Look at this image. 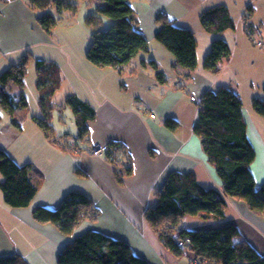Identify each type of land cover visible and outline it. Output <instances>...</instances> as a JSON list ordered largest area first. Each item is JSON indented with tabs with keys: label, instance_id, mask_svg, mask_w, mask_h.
Masks as SVG:
<instances>
[{
	"label": "crops",
	"instance_id": "1",
	"mask_svg": "<svg viewBox=\"0 0 264 264\" xmlns=\"http://www.w3.org/2000/svg\"><path fill=\"white\" fill-rule=\"evenodd\" d=\"M130 2L136 13L137 28L147 37L150 48L117 69L97 67L86 57L90 28L87 24L84 26L83 21L97 12L104 0L80 1L76 15L81 13L82 22L78 21L80 25L76 31L57 27L55 37L39 25L38 13L28 0H0V74L26 54L30 55L28 70L34 74L33 80L26 76L22 89L12 84L14 91L18 86L17 93L24 92L33 107L28 106L31 109L28 113L24 112L26 109H19L20 113L16 111L4 121L1 117L0 131L4 136L0 138V147L17 162L31 163L34 179L39 183V189L27 207L8 206L0 188V256L17 252L29 264H58V255L68 242L80 234L97 230L127 241L149 264H190L193 255L186 253L177 257L168 250L149 225L145 212L156 201L155 191L161 189L167 174L173 170L194 172L205 187L223 191L222 181L193 129L198 117L197 101L209 89L229 86L242 97L248 138L256 151L251 170L258 186L264 182V133L256 122L253 107L251 112L236 82L238 69L232 67L239 48L249 44L245 20L247 8L252 6L249 21L261 29L258 24L264 20L263 2ZM220 4L228 7L236 26L216 34L204 28L200 15ZM166 19L194 31L197 39L194 70L179 66L172 52L157 40L156 34ZM103 22L110 24L111 19L104 16ZM73 33L78 40L77 48L72 42ZM216 37L229 43L232 55L217 70H209L204 67V59ZM37 59L53 61L61 68L62 84L52 97L55 108L60 105L56 96L66 89L65 97L74 94L95 110V118L87 122L88 135L82 138L78 134L72 136L75 129L68 127L64 115L63 118L56 114L52 117L54 134L73 145L72 149H64L60 143L48 138L34 119V116H44L37 84ZM152 61L157 68L152 66ZM75 117L72 125L76 123ZM167 117L177 119L179 126L174 130L168 128L165 125ZM13 119H18L21 127H17ZM111 141L125 144L132 156L134 171L124 177L123 184L117 181L115 166L104 154L97 156L91 152L95 145L105 147ZM72 191H81L93 199L99 209L96 219H84L71 234L62 233L55 224L34 219L36 207L55 209ZM223 222L234 223L241 235L264 256V209L254 211L246 202L229 197L225 219L219 222L201 219L200 228Z\"/></svg>",
	"mask_w": 264,
	"mask_h": 264
},
{
	"label": "trees",
	"instance_id": "2",
	"mask_svg": "<svg viewBox=\"0 0 264 264\" xmlns=\"http://www.w3.org/2000/svg\"><path fill=\"white\" fill-rule=\"evenodd\" d=\"M37 11V20L42 29L52 34L59 18L50 12L55 6L60 13L77 14L79 2L84 0H28ZM245 14L246 30L253 32L249 5ZM111 19L110 26L102 28L103 17ZM204 28L216 34L234 29L236 23L226 5H215L200 15ZM90 28V45L86 57L97 67L121 68L139 52L148 51L149 41L138 28L136 13L130 0H104L95 14L86 18ZM156 38L175 56L177 64L188 71L197 66V39L194 31L176 25L173 20H164ZM232 48L222 37H216L211 50L204 59V67L217 70L219 65L230 58ZM30 55L26 54L0 74V106L10 115L29 106L23 91L17 93L12 84L25 85ZM37 84L40 91L42 117L34 116L45 135L53 141L62 140L54 134L51 124L55 111H62L68 104L74 111L80 138L88 135L87 122L95 118V110L76 95H69L57 108L52 99L63 80L60 66L53 61L37 59ZM152 66L157 68L154 61ZM158 73V76H160ZM256 112L264 117V97L253 98ZM198 117L194 132L201 138L203 148L216 173L222 181L223 191L202 185L194 172L170 171L161 189L155 191L156 201L150 204L145 217L165 247L177 257L191 253L194 259L209 264H264V256L241 235L237 226L223 222L210 228H188L182 221L188 215L200 216L205 221L219 222L226 217L228 198L246 202L250 209H264V182L257 185L251 164L256 151L247 134L248 122L244 114L240 94L229 86L209 89L197 101ZM63 114L57 116L63 118ZM1 119V116H0ZM12 122L21 127L18 119ZM179 121L167 117L165 125L176 129ZM64 149L73 145L61 141ZM104 156L115 166L114 173L120 184L124 177L133 174L132 156L128 147L118 141L109 142ZM0 171L3 180L0 188L6 204L10 207H27L31 204L39 183L34 179L31 163L21 164L0 148ZM99 209L93 199L81 191L66 194L61 204L51 209L38 206L34 219L40 223H52L60 231L71 234L84 219H96ZM58 264H149L137 255L130 244L97 230H90L73 238L61 250ZM0 264H29L20 253L0 256Z\"/></svg>",
	"mask_w": 264,
	"mask_h": 264
},
{
	"label": "rangeland",
	"instance_id": "3",
	"mask_svg": "<svg viewBox=\"0 0 264 264\" xmlns=\"http://www.w3.org/2000/svg\"><path fill=\"white\" fill-rule=\"evenodd\" d=\"M261 1L263 2L262 16L264 18V0H261ZM50 12L52 14H54L55 17L59 18L56 28L57 27L66 28L65 31H67V29H69L70 31L71 30L76 31V28L80 25V22H78V21L81 20V22H82L81 13L79 15H76V14L73 15L69 11H65L63 13H60L55 6H52L50 8ZM83 24H84V26L86 25L85 20L83 21ZM258 25L261 26V30L263 32V41H264V20L262 22H260ZM109 26H110V24L104 23V22L101 25L102 28H107ZM258 28H260V27H258ZM55 29L52 32V36H54V37L57 34ZM74 33L72 36V42L74 44H76L75 48H77L78 47V40L76 39ZM90 33L91 32L88 31V34H87V37H88L87 40H88L89 45H90ZM249 37H250L248 39L249 44L247 45V47H240L239 48V51L236 53V58L233 62L232 67L236 66L238 69V77L236 79V82H238V86H240L241 93H242V96H243V99L245 101L246 106L249 107L250 111L252 112L251 106L254 109L253 101H252L254 98L253 94H257V96H259V97L264 96V44L262 46H259L254 41V37H253L252 33L249 34ZM32 73L33 72L29 69L28 74H27L28 75L27 78L29 77L28 79L33 80L34 74H32ZM15 90L18 91L19 87L17 86ZM65 90L66 89H64L63 92ZM63 92H61V93L59 92V94L55 98L58 100V102H60L59 104H61L63 101H66L65 96H66L67 92H65V93H63ZM30 93H31V91H30ZM31 101H33L32 93H31ZM29 105L33 107V103H30ZM194 106H196V105L194 104ZM29 111H31V109L26 108V110L24 112L28 113ZM254 111H253V113L256 115L255 119H256V122L259 126V129L261 130V132L264 133V117L261 114H259L258 112H256L255 109H254ZM17 113H20V112L17 111ZM55 113H56V115L61 113L65 116L66 121L68 122V127L70 126L71 129H73V130L75 129L74 133H72V136L73 135L76 136L78 134L79 130L77 128L78 126L76 123L74 125L71 124L74 121V115H75L73 109L68 104H66V105H64V108L62 109L61 112H59V110H56ZM0 116L3 117V121H4L5 118L10 116V114H9V112H7L5 109L1 108V106H0ZM56 119H58V117H56ZM0 121H1V119H0ZM3 136H4L3 131L2 132L0 131V138ZM61 141L62 140H58V143L63 144L64 142L62 143ZM0 179H3V175L1 173V171H0ZM201 219L203 220V218L200 216L188 215L182 221V225H184L188 228L200 229V220ZM190 264H196V262L194 261V258L190 260Z\"/></svg>",
	"mask_w": 264,
	"mask_h": 264
},
{
	"label": "built area",
	"instance_id": "4",
	"mask_svg": "<svg viewBox=\"0 0 264 264\" xmlns=\"http://www.w3.org/2000/svg\"><path fill=\"white\" fill-rule=\"evenodd\" d=\"M252 35L254 37V41L259 45L262 46L264 44L263 41V34H262V30L258 27H255L253 29ZM193 100H195V97H192ZM153 117H155V114H152ZM105 147H103L102 145H95L94 148L91 149V152L93 153V155H97L100 156L103 154V150ZM194 261L196 262V264H209L208 262H199L197 259H194Z\"/></svg>",
	"mask_w": 264,
	"mask_h": 264
}]
</instances>
